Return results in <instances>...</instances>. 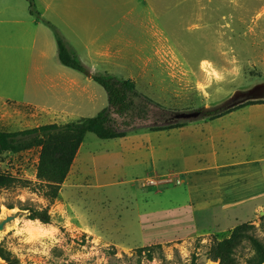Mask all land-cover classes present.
<instances>
[{
  "label": "rangeland",
  "instance_id": "374dc122",
  "mask_svg": "<svg viewBox=\"0 0 264 264\" xmlns=\"http://www.w3.org/2000/svg\"><path fill=\"white\" fill-rule=\"evenodd\" d=\"M34 1L35 45L23 44L20 25L6 32L0 131L62 125L108 105L101 86L59 63L44 21L91 74L131 79L153 104L125 138L88 133L52 205L35 190L39 149L0 155V172L16 179L0 193V219L16 217L0 245L18 264H215L211 241L244 223L264 243V103L146 131L264 84V0H56L71 6L61 20ZM46 207L48 225L21 210ZM252 255L243 242L237 264Z\"/></svg>",
  "mask_w": 264,
  "mask_h": 264
},
{
  "label": "trees",
  "instance_id": "16d2710c",
  "mask_svg": "<svg viewBox=\"0 0 264 264\" xmlns=\"http://www.w3.org/2000/svg\"><path fill=\"white\" fill-rule=\"evenodd\" d=\"M27 2L30 15L43 21L36 10L34 0H27ZM44 24L55 33L59 63L89 76L92 81L104 89L108 102L107 107L95 117L80 118L62 125L47 124L18 132L0 131V155L19 154L39 149L36 168V179L39 184L35 190L41 193L49 205H52L58 198L85 136L91 133L100 140H113L125 138L131 132L136 133L137 129L133 124L136 120H146L153 101L140 94L135 82L131 79L118 78L108 73L91 74L76 54L67 47L55 28L49 22L44 21ZM259 102L264 103V100H259ZM254 104L256 103L248 101L234 107L210 109L204 113L200 112V116L215 120L237 109ZM174 116H163L162 121L149 126L146 131L163 132L183 128L185 122L176 120ZM118 119H121L120 123ZM15 183V177L0 172V193L2 190L13 187ZM9 209L13 208L9 207ZM21 210L27 211L28 219L32 221H39L43 225L50 224L48 207L40 210L34 208H21ZM254 229L252 224L244 223L236 226L226 239H213L206 253L207 260L215 264H237L235 253L243 242H247L253 255L246 261V264H264V243L253 235ZM0 259L6 264H18L2 244L0 245Z\"/></svg>",
  "mask_w": 264,
  "mask_h": 264
},
{
  "label": "crops",
  "instance_id": "0c3cea01",
  "mask_svg": "<svg viewBox=\"0 0 264 264\" xmlns=\"http://www.w3.org/2000/svg\"><path fill=\"white\" fill-rule=\"evenodd\" d=\"M37 1L41 2L45 6L44 12L51 8H56V10H54V15L59 19L60 17L71 16V6L67 7V5H64L63 9L61 8L60 4H55L56 0ZM68 5H71V1H69ZM27 7V0H0V58L1 55L5 54L6 49L8 51L12 49L10 43L6 44V32H8V38L12 37L9 27L11 24L20 25L19 33L25 38L23 39V44H31V47L35 45V36L37 31L40 29L42 23L41 20L30 15L28 10L29 8L27 9ZM6 25H8L7 31ZM22 48L24 49V47Z\"/></svg>",
  "mask_w": 264,
  "mask_h": 264
},
{
  "label": "water",
  "instance_id": "95a60500",
  "mask_svg": "<svg viewBox=\"0 0 264 264\" xmlns=\"http://www.w3.org/2000/svg\"><path fill=\"white\" fill-rule=\"evenodd\" d=\"M264 100V84L254 86L250 90L237 93L231 98L226 104L225 108L227 107H234L236 105L245 103L247 101H259ZM200 112H191V113H181L176 114L174 117L176 120H194L199 118ZM15 215L13 214H6L3 218L0 219V232H2L5 226L15 220Z\"/></svg>",
  "mask_w": 264,
  "mask_h": 264
},
{
  "label": "bare ground",
  "instance_id": "6f19581e",
  "mask_svg": "<svg viewBox=\"0 0 264 264\" xmlns=\"http://www.w3.org/2000/svg\"><path fill=\"white\" fill-rule=\"evenodd\" d=\"M4 216H5V215H4ZM4 216H3V217H4Z\"/></svg>",
  "mask_w": 264,
  "mask_h": 264
}]
</instances>
